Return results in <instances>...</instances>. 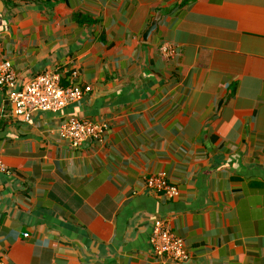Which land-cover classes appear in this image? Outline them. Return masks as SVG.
I'll return each instance as SVG.
<instances>
[{"label": "crops", "instance_id": "0c3cea01", "mask_svg": "<svg viewBox=\"0 0 264 264\" xmlns=\"http://www.w3.org/2000/svg\"><path fill=\"white\" fill-rule=\"evenodd\" d=\"M4 60L92 88L29 121L0 89L6 264H264V0H0ZM72 118L103 140L72 146ZM160 173L174 199L146 188ZM159 218L184 262L154 255Z\"/></svg>", "mask_w": 264, "mask_h": 264}, {"label": "built area", "instance_id": "2783aa9c", "mask_svg": "<svg viewBox=\"0 0 264 264\" xmlns=\"http://www.w3.org/2000/svg\"><path fill=\"white\" fill-rule=\"evenodd\" d=\"M161 51L167 59H172L177 54L176 46L171 43H165ZM72 76L71 83L66 86L62 84L59 72L50 71L38 74L20 84L11 62L8 60L0 62V89L11 103L15 116L24 121H29L35 112L59 111L92 90L90 86L83 87L73 82L77 77L76 71ZM104 132V125L77 118L66 121L60 131L61 136L75 147L88 139L102 141ZM6 170L5 165L0 163V172ZM145 186L153 192L163 193L170 199L177 197L180 192L165 173L147 177ZM149 241L154 255L163 261L182 263L189 256L184 240L161 218L154 221ZM0 264L6 263L0 259Z\"/></svg>", "mask_w": 264, "mask_h": 264}, {"label": "water", "instance_id": "95a60500", "mask_svg": "<svg viewBox=\"0 0 264 264\" xmlns=\"http://www.w3.org/2000/svg\"><path fill=\"white\" fill-rule=\"evenodd\" d=\"M156 29V23L155 21L150 25V27L146 30V32L144 33V38L145 40H147L149 38V36L151 35V33Z\"/></svg>", "mask_w": 264, "mask_h": 264}]
</instances>
